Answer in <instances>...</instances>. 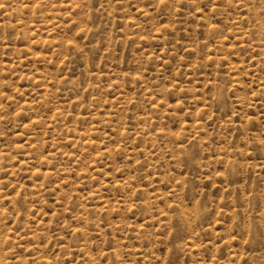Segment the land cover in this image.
<instances>
[{
	"label": "rangeland",
	"instance_id": "374dc122",
	"mask_svg": "<svg viewBox=\"0 0 264 264\" xmlns=\"http://www.w3.org/2000/svg\"><path fill=\"white\" fill-rule=\"evenodd\" d=\"M0 264H264V0H0Z\"/></svg>",
	"mask_w": 264,
	"mask_h": 264
}]
</instances>
